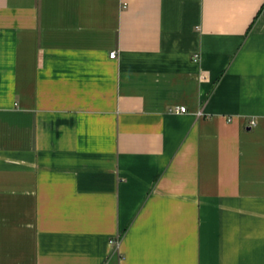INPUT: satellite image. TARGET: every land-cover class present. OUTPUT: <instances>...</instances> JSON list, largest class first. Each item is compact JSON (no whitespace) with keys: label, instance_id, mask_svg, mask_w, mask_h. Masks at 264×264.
<instances>
[{"label":"crops","instance_id":"0c3cea01","mask_svg":"<svg viewBox=\"0 0 264 264\" xmlns=\"http://www.w3.org/2000/svg\"><path fill=\"white\" fill-rule=\"evenodd\" d=\"M0 264H264V0H0Z\"/></svg>","mask_w":264,"mask_h":264},{"label":"built area","instance_id":"2783aa9c","mask_svg":"<svg viewBox=\"0 0 264 264\" xmlns=\"http://www.w3.org/2000/svg\"><path fill=\"white\" fill-rule=\"evenodd\" d=\"M111 58H116L117 57V52L113 51L110 55ZM176 112L178 113H186L187 112V108L186 107H177L175 109ZM202 113H199V115H201ZM252 125H255V121L252 122Z\"/></svg>","mask_w":264,"mask_h":264}]
</instances>
